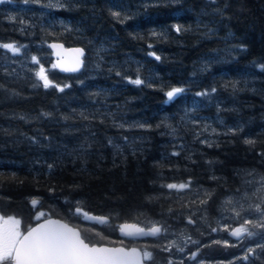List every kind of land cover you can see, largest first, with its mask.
I'll return each mask as SVG.
<instances>
[{"label": "trees", "instance_id": "trees-1", "mask_svg": "<svg viewBox=\"0 0 264 264\" xmlns=\"http://www.w3.org/2000/svg\"><path fill=\"white\" fill-rule=\"evenodd\" d=\"M53 42L84 49L80 73L57 72ZM3 44L19 51L0 47V216L22 233L59 219L145 264H264V227L235 244L218 224L245 175L264 189V0H4ZM120 223L185 242L122 240Z\"/></svg>", "mask_w": 264, "mask_h": 264}, {"label": "snow or ice", "instance_id": "snow-or-ice-1", "mask_svg": "<svg viewBox=\"0 0 264 264\" xmlns=\"http://www.w3.org/2000/svg\"><path fill=\"white\" fill-rule=\"evenodd\" d=\"M3 2L4 0H0V3ZM113 15L118 16L119 14L113 13ZM177 30L179 31V28ZM0 47L9 49L14 53L19 51L12 44H3ZM33 60H36V58L33 57ZM261 67L264 68V65H261ZM38 75L43 80L44 87L47 88L50 82L43 75V69ZM131 83L139 85L142 81L136 79L131 81ZM183 91L184 89L182 88H173L167 92L168 99L172 100ZM197 95L206 94L197 93ZM246 143L252 144L254 142L249 140ZM168 187L176 188L177 186L170 184ZM179 187L184 188L186 185L182 184ZM31 203L36 205L37 200L34 199ZM255 211L262 212V219H264V210L261 209L259 204L255 206ZM76 212H81L79 206L76 208ZM41 215L43 214L41 213ZM84 215L87 216V213H84ZM237 215L239 214L237 213ZM93 219L99 222H106L105 218ZM189 222L191 223L192 221L190 220ZM245 223H252L255 227H264V223L261 222L245 221ZM19 225L20 221L13 217L5 219L0 216V264H3V262H10V264H141V259H152V253L148 251L143 252L141 256L136 249L126 251L124 248L90 247L80 237V233L77 230L69 228L66 224H61L59 221H47L46 224L28 231L27 235L21 234ZM213 231H216V229H213ZM160 232L161 228L156 226H153L149 233H144L143 229H137L139 234L156 235ZM245 232L249 236L252 235L244 227L235 229L231 232V235L239 237L241 233ZM216 243L220 242L217 241ZM195 255L193 253L192 257L194 258ZM169 264H172V262L169 261Z\"/></svg>", "mask_w": 264, "mask_h": 264}, {"label": "rangeland", "instance_id": "rangeland-1", "mask_svg": "<svg viewBox=\"0 0 264 264\" xmlns=\"http://www.w3.org/2000/svg\"><path fill=\"white\" fill-rule=\"evenodd\" d=\"M6 50L11 54L18 53V52L14 53L13 51L9 49H6ZM22 53H24V51ZM31 61L36 62V60H33V58L31 59ZM242 184H243L242 192L236 193V194H230L221 200L220 213L222 216L218 224H220L221 226L220 229H222L221 230L222 233L223 231L224 233L225 231L228 233H231L232 231L235 230L236 226H239L240 228L241 227L246 228L248 232L252 233V235L249 236L247 234V236L243 239V242H244L245 240L253 236L254 234L253 228H256L255 226H253L252 223L246 224L245 221H254V222L264 223V219H262V212L255 211V206L258 204L261 206V209L264 210V199H262L264 198V189H263V182L257 179L253 175H245ZM229 201H231V203H229ZM237 213L239 215H237ZM39 217L40 215H37V218ZM231 219L235 221L232 222ZM150 225L153 226L156 224L151 223ZM163 234H165L164 239H166L167 246L172 244L177 247H183L184 242H185V238L183 234L171 233V232L166 233L162 229V235ZM252 239L258 240V237H252ZM150 240H153V239H150ZM200 264H208V263L202 262ZM209 264H212V263H209Z\"/></svg>", "mask_w": 264, "mask_h": 264}, {"label": "water", "instance_id": "water-1", "mask_svg": "<svg viewBox=\"0 0 264 264\" xmlns=\"http://www.w3.org/2000/svg\"><path fill=\"white\" fill-rule=\"evenodd\" d=\"M48 49L51 52L52 58L54 60V64L56 66V70L59 74H78L82 71V69L84 67V57H85V51L83 48H81V47L66 48L61 43L53 42V43L48 44ZM77 50H79V51H77ZM72 69H76V70H72ZM167 98H168V96H167ZM93 218H104V217L87 215V216H83L81 219L86 224H90V225L94 224L97 226H102L108 222L107 218H105L106 222H99L98 220L93 219ZM47 221H59L61 224H66L65 222H63L59 219L45 218V219L38 221L32 227L27 229L22 235H27L28 231H30L33 228H37L40 225L46 224ZM66 225L69 228L77 230L76 228H73L68 224H66ZM122 226H124L123 231L121 230ZM153 226L161 228L159 225H153ZM153 226L143 227V226L133 224V223H120L117 226V237L119 239H122V240H132V241H144V240L155 239V238L160 236V234L162 232V228H161V232L156 234V235L137 233V229H143L144 233H149L150 230L153 228ZM235 229H238V228H235ZM229 236L231 237V239H233L235 241H239L242 238L243 233H241V235L239 237L233 236V235H231V233H229ZM89 246L90 247L91 246L106 247V248H124L126 251L131 250V249H136L137 252L140 253L142 256V251L137 247L125 248L121 245H116V246L89 245ZM8 263H10V262H8ZM141 264H145L144 259H141Z\"/></svg>", "mask_w": 264, "mask_h": 264}, {"label": "flooded vegetation", "instance_id": "flooded-vegetation-1", "mask_svg": "<svg viewBox=\"0 0 264 264\" xmlns=\"http://www.w3.org/2000/svg\"><path fill=\"white\" fill-rule=\"evenodd\" d=\"M4 218H7V217H4ZM151 226V225H150ZM149 227V226H148ZM237 228H240L239 226H236ZM19 230H20V225H19ZM227 230H229V229H227ZM21 232V231H20ZM226 232V231H225ZM21 234H22V232H21ZM226 234H227V236H228V240L230 241V242H233V243H239V242H243V239L247 236V233L245 232L244 234H243V236H242V238H241V240L240 241H235V240H233V239H231V237L229 236V233L228 232H226ZM5 264H10V263H8V262H4Z\"/></svg>", "mask_w": 264, "mask_h": 264}, {"label": "bare ground", "instance_id": "bare-ground-1", "mask_svg": "<svg viewBox=\"0 0 264 264\" xmlns=\"http://www.w3.org/2000/svg\"><path fill=\"white\" fill-rule=\"evenodd\" d=\"M55 68H56V66H55ZM68 75H76V74H68Z\"/></svg>", "mask_w": 264, "mask_h": 264}]
</instances>
